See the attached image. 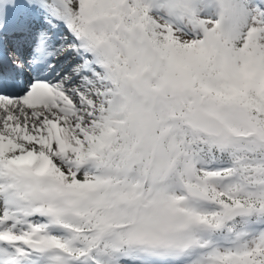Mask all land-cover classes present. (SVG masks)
<instances>
[{"label":"snow or ice","instance_id":"1","mask_svg":"<svg viewBox=\"0 0 264 264\" xmlns=\"http://www.w3.org/2000/svg\"><path fill=\"white\" fill-rule=\"evenodd\" d=\"M0 264H264V0H0Z\"/></svg>","mask_w":264,"mask_h":264}]
</instances>
